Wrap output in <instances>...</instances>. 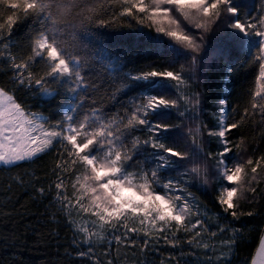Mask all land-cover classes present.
<instances>
[{"label":"snow or ice","instance_id":"snow-or-ice-1","mask_svg":"<svg viewBox=\"0 0 264 264\" xmlns=\"http://www.w3.org/2000/svg\"><path fill=\"white\" fill-rule=\"evenodd\" d=\"M209 62L252 69L242 102L206 111ZM262 146L264 0H0V173L77 264H264Z\"/></svg>","mask_w":264,"mask_h":264},{"label":"trees","instance_id":"trees-1","mask_svg":"<svg viewBox=\"0 0 264 264\" xmlns=\"http://www.w3.org/2000/svg\"><path fill=\"white\" fill-rule=\"evenodd\" d=\"M258 3V0H256ZM25 28H19L14 38L22 39ZM127 31V30H125ZM156 59V57H150ZM138 63H144L143 59L136 57ZM164 59V57H160ZM243 56L237 58V63ZM222 62L215 64L209 62L205 66L204 76L201 78L200 87L204 91L207 103L206 111H215L214 105L219 98H224L227 92L231 93L230 100L235 99L242 102L241 97L244 90L253 80V71L250 68H233L230 79L226 82L224 77L229 75L222 67ZM246 99V97H244ZM50 107H55L53 103ZM110 111L115 108L109 107ZM258 131V129H256ZM264 150V146L262 149ZM48 157L43 162H38L40 167H44ZM40 174V173H38ZM200 199L214 208V193L211 190L203 191L200 188H193ZM47 201L40 202L32 198V193L17 184H12L8 189V182L0 173V261L3 264H77L74 257L65 255L66 251H71L70 244L72 234L61 220L59 224L52 222L48 210ZM243 220L250 225H260L262 220L259 216ZM245 225L238 224L237 227ZM7 238V243L5 242ZM258 243V235L250 234L249 241L241 244L238 252V260L248 256L254 251L255 244ZM171 249L161 246L159 253L150 252L147 259L149 264H159V261L167 257ZM187 251V249H185ZM144 256L136 250L135 261L130 264H142ZM183 264V261L181 262Z\"/></svg>","mask_w":264,"mask_h":264}]
</instances>
